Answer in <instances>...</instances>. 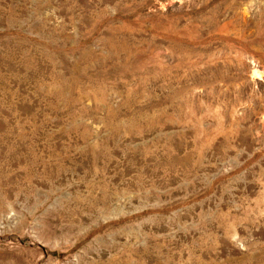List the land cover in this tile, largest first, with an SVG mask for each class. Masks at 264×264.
Returning a JSON list of instances; mask_svg holds the SVG:
<instances>
[{"label":"rangeland","instance_id":"374dc122","mask_svg":"<svg viewBox=\"0 0 264 264\" xmlns=\"http://www.w3.org/2000/svg\"><path fill=\"white\" fill-rule=\"evenodd\" d=\"M0 264H264V0H0Z\"/></svg>","mask_w":264,"mask_h":264}]
</instances>
